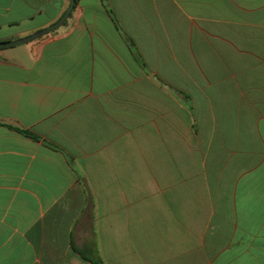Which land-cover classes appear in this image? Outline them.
<instances>
[{"label":"crops","instance_id":"1","mask_svg":"<svg viewBox=\"0 0 264 264\" xmlns=\"http://www.w3.org/2000/svg\"><path fill=\"white\" fill-rule=\"evenodd\" d=\"M69 5L0 0V42ZM0 264H264V0H80L0 49Z\"/></svg>","mask_w":264,"mask_h":264},{"label":"water","instance_id":"2","mask_svg":"<svg viewBox=\"0 0 264 264\" xmlns=\"http://www.w3.org/2000/svg\"><path fill=\"white\" fill-rule=\"evenodd\" d=\"M75 7V0H70V5L67 8L66 12L64 15L58 20L56 23L52 24L48 28L41 30L35 34H32L31 36H28L26 38H22L19 40L15 41H10V42H0V49H7V48H12L16 47L19 45H26L35 42L36 40H39L40 38L50 34L51 32L55 31L59 27H61L66 20L68 19L70 13L72 12L73 8Z\"/></svg>","mask_w":264,"mask_h":264},{"label":"trees","instance_id":"3","mask_svg":"<svg viewBox=\"0 0 264 264\" xmlns=\"http://www.w3.org/2000/svg\"><path fill=\"white\" fill-rule=\"evenodd\" d=\"M79 1L80 0H75V6L78 4ZM23 133L28 134L27 132H23Z\"/></svg>","mask_w":264,"mask_h":264}]
</instances>
